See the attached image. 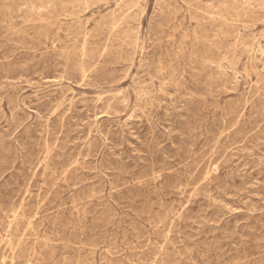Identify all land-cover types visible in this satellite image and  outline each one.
<instances>
[{
    "label": "rangeland",
    "instance_id": "rangeland-1",
    "mask_svg": "<svg viewBox=\"0 0 264 264\" xmlns=\"http://www.w3.org/2000/svg\"><path fill=\"white\" fill-rule=\"evenodd\" d=\"M0 264H264V1L0 0Z\"/></svg>",
    "mask_w": 264,
    "mask_h": 264
},
{
    "label": "bare ground",
    "instance_id": "bare-ground-1",
    "mask_svg": "<svg viewBox=\"0 0 264 264\" xmlns=\"http://www.w3.org/2000/svg\"><path fill=\"white\" fill-rule=\"evenodd\" d=\"M264 1V0H263ZM84 45V44H83Z\"/></svg>",
    "mask_w": 264,
    "mask_h": 264
}]
</instances>
